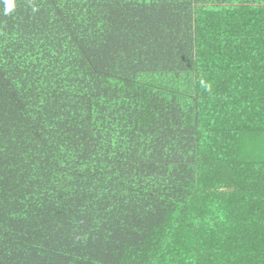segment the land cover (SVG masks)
<instances>
[{
    "label": "trees",
    "instance_id": "obj_1",
    "mask_svg": "<svg viewBox=\"0 0 264 264\" xmlns=\"http://www.w3.org/2000/svg\"><path fill=\"white\" fill-rule=\"evenodd\" d=\"M0 3V264H264V0Z\"/></svg>",
    "mask_w": 264,
    "mask_h": 264
},
{
    "label": "clouds",
    "instance_id": "obj_2",
    "mask_svg": "<svg viewBox=\"0 0 264 264\" xmlns=\"http://www.w3.org/2000/svg\"><path fill=\"white\" fill-rule=\"evenodd\" d=\"M0 3L4 5V9H3L4 15H7L15 8V0H0Z\"/></svg>",
    "mask_w": 264,
    "mask_h": 264
}]
</instances>
